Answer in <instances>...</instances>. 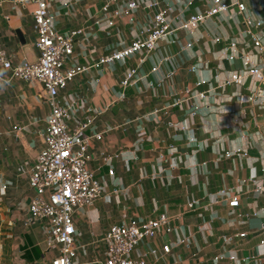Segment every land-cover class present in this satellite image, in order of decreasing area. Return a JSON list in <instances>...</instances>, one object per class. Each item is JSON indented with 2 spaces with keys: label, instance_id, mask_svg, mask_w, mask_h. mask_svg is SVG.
Masks as SVG:
<instances>
[{
  "label": "crops",
  "instance_id": "obj_1",
  "mask_svg": "<svg viewBox=\"0 0 264 264\" xmlns=\"http://www.w3.org/2000/svg\"><path fill=\"white\" fill-rule=\"evenodd\" d=\"M129 1L48 0L57 30H83L66 66L87 69L59 93L70 104L68 122L73 126L90 109L101 110L86 133L102 134L92 138L89 167L103 194L74 214L78 263L104 264V236L112 223L166 213L168 227L142 240L132 257L147 264H264V189L255 191L264 184V102L248 100L256 87L251 77L226 83L231 74L242 73L244 53L261 61L245 33L244 16L262 20L264 35V0H244V15L231 5L193 31L180 29L147 56L139 52L101 63L150 28L160 9L176 26L212 4L135 0L139 8L126 14ZM33 11L34 4L17 0L0 4V43L13 64L39 55ZM231 41L240 46L236 60L228 58ZM134 67L140 79L123 89L121 81ZM199 80L205 83L198 86ZM181 96L185 101L179 105ZM49 114L41 86L12 78L0 63V261L6 264H50L59 253L47 244L45 222L29 220L27 211L34 194L28 176L44 145ZM236 148L248 155L226 156ZM234 195L240 198L237 207L229 205Z\"/></svg>",
  "mask_w": 264,
  "mask_h": 264
},
{
  "label": "built area",
  "instance_id": "obj_2",
  "mask_svg": "<svg viewBox=\"0 0 264 264\" xmlns=\"http://www.w3.org/2000/svg\"><path fill=\"white\" fill-rule=\"evenodd\" d=\"M4 1L0 0V4ZM17 2L23 5L34 4L35 46L39 50V55L35 61L25 60L13 64L0 43V63L11 71L12 78L39 84L50 105V114L44 132V145L38 152L28 176L29 186L34 191L27 207L29 220H43L49 234L48 246L58 248L59 253L50 264H79L77 259L80 247L76 240L77 227L74 214L84 206L92 205L103 194L102 182L95 177L89 167V161L92 158L90 153L92 138L101 139L102 134L86 133L94 125L101 110L90 109L83 118L78 119L71 126L68 122L71 116L70 104L61 102L59 93L87 69L80 64L66 66L67 61L74 55L75 39L83 33V30L79 28L69 32L57 30L55 18L49 10L48 0H17ZM156 4L157 2H153L149 4V7ZM231 5L237 7V13L240 15H244L247 9L244 0H234V3H229L227 0H212L209 7L176 26L170 23L167 10L160 9L155 13L150 28L133 38L126 47L101 58L100 62L113 63L139 52H144L147 56L155 50L161 39L174 35L180 29L193 31L199 24L227 11ZM138 8V2L132 0L127 3L123 12L130 14ZM119 13L116 11V14ZM244 24L245 33L260 55L261 61L257 63L248 52L244 53L240 57L242 73L231 74L226 83L239 84L245 77H251L256 87L250 90L248 100L255 102L260 99L264 102V35L261 33L263 21L245 15ZM229 47L231 51L228 58L236 60L240 56L239 43L231 41ZM156 69L157 67L153 68V70ZM138 75V68L128 70L121 81L123 89L135 84L140 79ZM204 83V80H199L197 85L202 86ZM205 94V91L198 93L200 97H204ZM124 96L123 93L122 97ZM184 101L183 96L178 98L179 105ZM14 129L20 130L21 127L15 126ZM262 146L264 152V137ZM225 154L227 157L247 156L248 152L243 148H236L227 150ZM263 189L264 184H258L255 187L257 193H261ZM239 204L240 198L237 195L232 196L229 205L237 207ZM189 206L193 207L194 202H191ZM170 221L168 214L161 213L142 220L130 219L112 223L104 236L107 243L104 264H147L144 258L132 257V253L142 240L153 238L159 229L168 227ZM238 235L244 237L246 233L241 232ZM261 242L264 243V240ZM164 250L169 252L170 245H164ZM229 258L233 260L236 257L231 255ZM216 259H220V256H216ZM0 264L6 263L0 261Z\"/></svg>",
  "mask_w": 264,
  "mask_h": 264
},
{
  "label": "water",
  "instance_id": "obj_3",
  "mask_svg": "<svg viewBox=\"0 0 264 264\" xmlns=\"http://www.w3.org/2000/svg\"><path fill=\"white\" fill-rule=\"evenodd\" d=\"M17 33H18V35H19V37H20L22 43L25 44V43H26V39H25V37L23 36V33L21 32V30H17ZM28 50H29V48H28ZM28 52H29V51H28ZM35 60H36V58H29V61H35Z\"/></svg>",
  "mask_w": 264,
  "mask_h": 264
}]
</instances>
